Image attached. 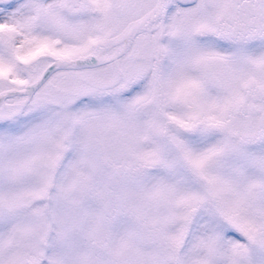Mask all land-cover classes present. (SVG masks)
Segmentation results:
<instances>
[{
    "label": "snow or ice",
    "instance_id": "1",
    "mask_svg": "<svg viewBox=\"0 0 264 264\" xmlns=\"http://www.w3.org/2000/svg\"><path fill=\"white\" fill-rule=\"evenodd\" d=\"M0 264H264V0H0Z\"/></svg>",
    "mask_w": 264,
    "mask_h": 264
}]
</instances>
